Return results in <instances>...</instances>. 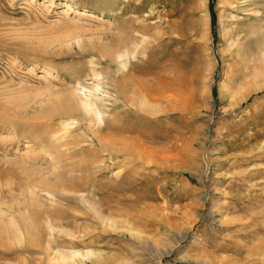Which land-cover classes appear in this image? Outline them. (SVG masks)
<instances>
[{
	"label": "rangeland",
	"instance_id": "rangeland-1",
	"mask_svg": "<svg viewBox=\"0 0 264 264\" xmlns=\"http://www.w3.org/2000/svg\"><path fill=\"white\" fill-rule=\"evenodd\" d=\"M0 264H264V0H0Z\"/></svg>",
	"mask_w": 264,
	"mask_h": 264
},
{
	"label": "bare ground",
	"instance_id": "bare-ground-1",
	"mask_svg": "<svg viewBox=\"0 0 264 264\" xmlns=\"http://www.w3.org/2000/svg\"><path fill=\"white\" fill-rule=\"evenodd\" d=\"M144 7H145V6H144ZM155 29H156V28H155ZM156 32H157V31H156ZM156 32H155V33H156ZM155 33H154V34H155ZM148 34H149V33H148ZM142 36H143V35H142ZM144 37H145V36H143V38H144ZM72 95H73V94H72ZM88 104H89V103H88ZM88 104H87V105H88ZM87 105L83 104V106H84L85 108L89 107V106H87ZM89 108H90V107H89ZM53 109H54V108H53ZM91 109H92V107H91ZM52 111H53V110H52ZM85 111H86V110H85ZM67 112H68V111H67ZM67 112H66V113H67ZM53 113H54V111H53ZM61 113H62V112H61ZM92 113H93V112H92ZM90 114H91V113H90ZM27 216H28V215H27Z\"/></svg>",
	"mask_w": 264,
	"mask_h": 264
}]
</instances>
